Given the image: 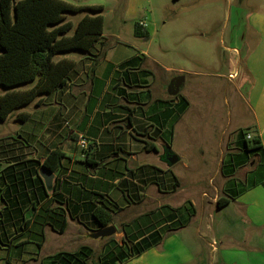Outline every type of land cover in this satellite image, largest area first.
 Returning <instances> with one entry per match:
<instances>
[{
	"label": "crops",
	"instance_id": "crops-1",
	"mask_svg": "<svg viewBox=\"0 0 264 264\" xmlns=\"http://www.w3.org/2000/svg\"><path fill=\"white\" fill-rule=\"evenodd\" d=\"M244 27L232 36L233 47L225 46L231 53L227 84L250 111L247 134L259 137L264 149V6L249 14ZM84 56H58L77 62L66 87L38 97L5 121L18 113L24 127L0 139V264H40L48 237L56 241L73 233L75 243L83 238L107 247L110 239L120 245L125 239L148 246L124 264H264V242L255 234L264 231V176L263 184L248 183L251 169L243 177L247 184H240L235 172L241 161H225L223 150L214 161L215 174L230 163L234 173L221 180L187 175L189 156L175 151L177 137L189 128L187 112H178L180 99L169 88L175 78L192 73L180 70L171 76L172 68L148 49L111 48L94 71ZM80 134L90 143L85 158ZM56 150L64 158L51 171L48 187L41 171ZM169 154L178 162L171 165ZM230 197L229 204L219 206L220 198ZM97 208L111 212L106 228L114 229L112 235L99 234L104 228L94 218Z\"/></svg>",
	"mask_w": 264,
	"mask_h": 264
},
{
	"label": "rangeland",
	"instance_id": "rangeland-1",
	"mask_svg": "<svg viewBox=\"0 0 264 264\" xmlns=\"http://www.w3.org/2000/svg\"><path fill=\"white\" fill-rule=\"evenodd\" d=\"M65 1L82 6H103L104 9L99 14L105 19L104 39L111 44L109 47L114 49L120 46L123 51L135 48L148 49L151 55L161 60L162 64L172 68L171 76H176L180 70L192 73L182 75L186 83L181 93L182 96H186L189 103L186 107L185 120L186 128L189 129L186 136L177 137L175 147V151L189 156L190 164L185 168L184 173L200 174L206 178L216 176L221 180L229 172L228 166L216 175L214 161H217L223 150L222 158L225 161L231 158L236 162L241 161V167L239 165L235 173L240 184H247L248 180H244L243 177L253 168L254 162L251 157L253 154L248 153L243 147L241 133L247 131L246 123L251 121V114L243 98H237L232 88L228 89L229 69L226 65L231 53L226 52L225 46L233 47L232 36L239 29L241 30V27L243 30L244 26H247L249 14L262 8L264 0ZM86 14L94 15L85 10L76 14H67V20L77 24ZM136 23H141L147 29L146 38L135 36ZM76 53L70 52L67 55L84 60V54ZM132 64V61L128 62V65L132 66ZM147 66L152 69L150 61ZM152 70L156 80L160 81L158 70ZM32 85L33 83H30L19 88H30ZM4 92V89L0 90V94ZM17 114L15 113L7 122L0 123V139L16 136L23 129V124L17 121ZM237 126L239 129L236 130ZM222 143L224 146L221 148ZM150 158L152 159L153 156ZM196 159H200L202 165H197ZM177 171L180 173L183 171L182 164L176 166ZM263 176V167H256L248 183L263 184ZM216 185L220 188L222 183L216 182ZM238 215L243 216L242 213ZM237 231L242 236L241 225L238 226ZM255 234L257 241L258 238H262L261 242H264V231L257 230ZM75 235L76 233H73L63 239L55 237L56 241L48 237L41 253L40 264H47L50 258L48 256L52 254L75 251L86 244L93 248L96 257L103 252L104 246L96 242L89 243L82 238L75 243L73 240Z\"/></svg>",
	"mask_w": 264,
	"mask_h": 264
},
{
	"label": "trees",
	"instance_id": "trees-1",
	"mask_svg": "<svg viewBox=\"0 0 264 264\" xmlns=\"http://www.w3.org/2000/svg\"><path fill=\"white\" fill-rule=\"evenodd\" d=\"M103 9L101 5L79 6L64 0H0V90L5 91L0 94V123L38 97L66 87L77 62L70 58L57 59L58 56L70 52L89 56L93 62L92 71L105 59L111 44L103 38L105 19L99 14ZM85 10L94 15H84L77 24L67 20V14ZM134 34L146 38L148 31L141 23H136ZM30 83H33L30 88H19ZM176 98L180 99L177 109L182 113L188 107V100L180 94ZM248 130L242 131L241 138L245 150L253 154L252 169L261 166L264 169L262 141L259 137L248 139ZM63 158L60 151H52L43 166L54 172ZM226 166L229 172H235L234 164H225L222 169ZM231 181L237 184L235 178ZM253 184L257 186L259 183ZM231 199L233 197L220 198L218 204L223 207ZM93 215L101 228L108 227L113 221L111 212L106 208H97ZM62 224L61 233L67 226L65 218ZM122 243L120 245L110 239L97 257L90 246H83L74 252H59L50 256L47 264H124L148 248L142 243L131 244L125 239Z\"/></svg>",
	"mask_w": 264,
	"mask_h": 264
},
{
	"label": "water",
	"instance_id": "water-1",
	"mask_svg": "<svg viewBox=\"0 0 264 264\" xmlns=\"http://www.w3.org/2000/svg\"><path fill=\"white\" fill-rule=\"evenodd\" d=\"M184 82V78L181 76V77H178V78H175L172 83H171V86L169 88V93L172 95V96H177L180 92V89H181V86ZM179 158L176 157L175 155L173 154H169L168 156V161L171 165L175 164L176 162H178ZM41 175L43 176V178L45 179L46 181V185L48 187L51 186V183H52V180H53V173L48 170L47 168H43V170L41 171ZM114 233V229L113 228H104L100 231V235L102 236H107V235H112Z\"/></svg>",
	"mask_w": 264,
	"mask_h": 264
},
{
	"label": "built area",
	"instance_id": "built-area-1",
	"mask_svg": "<svg viewBox=\"0 0 264 264\" xmlns=\"http://www.w3.org/2000/svg\"><path fill=\"white\" fill-rule=\"evenodd\" d=\"M247 138L251 139L252 137L250 135H247ZM78 146H79L80 150L82 151V156L84 158L87 157V153L89 151L90 143H89V140L87 139V137L85 135H83V134L79 135Z\"/></svg>",
	"mask_w": 264,
	"mask_h": 264
}]
</instances>
